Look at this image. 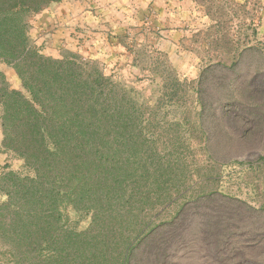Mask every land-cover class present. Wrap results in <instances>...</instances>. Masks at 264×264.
<instances>
[{
  "label": "rangeland",
  "instance_id": "374dc122",
  "mask_svg": "<svg viewBox=\"0 0 264 264\" xmlns=\"http://www.w3.org/2000/svg\"><path fill=\"white\" fill-rule=\"evenodd\" d=\"M30 38L44 55L99 62L148 119L178 195L146 226L136 213L126 264H264V0H60ZM0 72L21 89L13 68ZM9 169L26 171L0 149ZM114 240L118 256L127 241Z\"/></svg>",
  "mask_w": 264,
  "mask_h": 264
},
{
  "label": "trees",
  "instance_id": "16d2710c",
  "mask_svg": "<svg viewBox=\"0 0 264 264\" xmlns=\"http://www.w3.org/2000/svg\"><path fill=\"white\" fill-rule=\"evenodd\" d=\"M58 1L0 0V62L21 85L11 88L0 72V149L26 169L0 174V259L126 264L136 213L146 226L178 193L170 194L132 89L95 60L47 56L34 45V17ZM120 236L124 260L110 250Z\"/></svg>",
  "mask_w": 264,
  "mask_h": 264
},
{
  "label": "crops",
  "instance_id": "0c3cea01",
  "mask_svg": "<svg viewBox=\"0 0 264 264\" xmlns=\"http://www.w3.org/2000/svg\"><path fill=\"white\" fill-rule=\"evenodd\" d=\"M196 100H198L197 97H196Z\"/></svg>",
  "mask_w": 264,
  "mask_h": 264
}]
</instances>
